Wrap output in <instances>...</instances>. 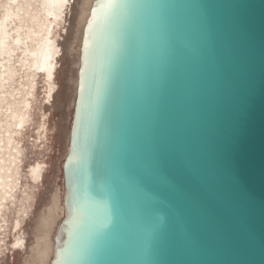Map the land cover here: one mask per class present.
<instances>
[{"label":"water","instance_id":"95a60500","mask_svg":"<svg viewBox=\"0 0 264 264\" xmlns=\"http://www.w3.org/2000/svg\"><path fill=\"white\" fill-rule=\"evenodd\" d=\"M48 264H264V0H94Z\"/></svg>","mask_w":264,"mask_h":264},{"label":"rangeland","instance_id":"374dc122","mask_svg":"<svg viewBox=\"0 0 264 264\" xmlns=\"http://www.w3.org/2000/svg\"><path fill=\"white\" fill-rule=\"evenodd\" d=\"M41 1L0 0V26L6 18L5 9L11 6L16 10L20 3L29 4V9L34 8L32 13L42 16ZM22 15L23 11H19L16 22L34 34L37 23L25 21ZM63 24L57 28L59 33H63ZM73 32L74 29L68 30L69 53L59 63L52 98H47L45 74L24 60L27 53L23 50L13 52L5 64L12 74L0 79V165L8 176V184L0 186V264H24L27 252L15 240H24L29 249L34 246L36 219L50 205L57 189H62V164L68 152L80 60ZM34 57L31 54V59ZM26 112L29 116H25L21 134L15 136L17 116ZM37 162L44 166L42 178L29 171Z\"/></svg>","mask_w":264,"mask_h":264},{"label":"bare ground","instance_id":"6f19581e","mask_svg":"<svg viewBox=\"0 0 264 264\" xmlns=\"http://www.w3.org/2000/svg\"><path fill=\"white\" fill-rule=\"evenodd\" d=\"M93 1L42 0V16L38 15V12L37 14L32 13L34 8L29 9V4L23 6L20 3L16 10L8 6L4 13L6 18L2 20L0 26V79L6 78L9 73L12 74L6 68L5 64L13 52L19 49L23 50L27 53L24 60L35 64V68L45 74L47 78L46 84L48 86L47 98H52L56 86L59 63L63 56L69 53L67 46L69 36L71 35L68 33V30L74 29L72 38L77 43L76 52L80 58L83 28L90 14ZM19 11H23L22 16L25 21L37 23L38 28L34 30V34L30 29H24L20 22H16L20 18L18 17ZM61 22L64 23L63 33H59L57 30ZM31 54L35 56L33 59H31ZM26 107L30 109V105L26 104ZM26 113L20 117L17 116V129L14 130L15 136L21 134L26 119L25 116H29V113ZM9 156L15 157V154L9 153ZM8 160L10 163V159ZM14 160L15 158L11 161L13 162ZM41 164L37 162L35 165H32L29 169L30 174L42 178L44 175V166ZM17 168L18 165L16 164L15 170ZM1 170L2 165H0V186H4L8 184L5 180L8 176ZM61 187V191L59 188L57 189V193L52 197L47 209L41 211L36 219L34 246L29 249L24 240H15V244L27 252L24 264H48L53 257V237L59 222L67 215L65 206L63 205L65 191L63 185Z\"/></svg>","mask_w":264,"mask_h":264}]
</instances>
